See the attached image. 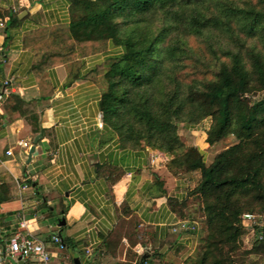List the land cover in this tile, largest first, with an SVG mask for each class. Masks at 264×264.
<instances>
[{
	"label": "trees",
	"instance_id": "16d2710c",
	"mask_svg": "<svg viewBox=\"0 0 264 264\" xmlns=\"http://www.w3.org/2000/svg\"><path fill=\"white\" fill-rule=\"evenodd\" d=\"M69 14L23 35L34 75L121 46L103 74V124L124 146L168 154L172 173L196 174L187 192L202 229L194 264H264V236L246 247L242 219L264 211V0H69ZM206 120L208 144L235 139L209 161L178 132Z\"/></svg>",
	"mask_w": 264,
	"mask_h": 264
},
{
	"label": "crops",
	"instance_id": "0c3cea01",
	"mask_svg": "<svg viewBox=\"0 0 264 264\" xmlns=\"http://www.w3.org/2000/svg\"><path fill=\"white\" fill-rule=\"evenodd\" d=\"M69 19V0H0V84L11 81L0 100V264H40L9 254L18 233L45 242L50 264L75 257L82 264H134L143 255L145 264H194L202 229L187 196L193 174L172 173L168 154L124 146L103 124V74L122 47L111 43L40 76L32 72L25 32ZM52 234L69 237L74 248L59 249ZM108 239L116 245L108 248Z\"/></svg>",
	"mask_w": 264,
	"mask_h": 264
},
{
	"label": "built area",
	"instance_id": "2783aa9c",
	"mask_svg": "<svg viewBox=\"0 0 264 264\" xmlns=\"http://www.w3.org/2000/svg\"><path fill=\"white\" fill-rule=\"evenodd\" d=\"M11 84L9 79L4 78L0 84V100L6 94L7 87ZM207 122V120H206ZM205 122V123H206ZM197 129H200L197 128ZM24 145L23 141L18 142ZM8 155H12V149L7 150ZM157 152L150 155V162L154 163L158 157ZM242 219L244 225L248 228V236H254L261 239L264 236V211L255 213H243ZM50 239L58 246L59 249L64 248L61 237L58 234H52ZM249 239V238H247ZM2 250H0L1 252ZM8 252L11 256H19L22 258H33L40 264H50L51 253L45 242L35 238L29 233H18L11 237L8 242Z\"/></svg>",
	"mask_w": 264,
	"mask_h": 264
},
{
	"label": "rangeland",
	"instance_id": "374dc122",
	"mask_svg": "<svg viewBox=\"0 0 264 264\" xmlns=\"http://www.w3.org/2000/svg\"><path fill=\"white\" fill-rule=\"evenodd\" d=\"M209 125V121H207L206 123L203 124V126H200V129H193V130H188L183 123H179V129L178 132L182 138V140L184 141V143L186 145H194L197 146L201 151H205V153H207V158L205 160L209 161L211 159V157L213 156V154L220 150L221 148H224L228 145H230L231 143H233L235 141L233 136H228L226 138H224L223 140L214 143V144H208L205 140L206 137V133H205V129L208 127ZM193 178L192 180L196 181V174L192 175ZM192 181V182H193ZM250 236H248V234L246 235L244 241L246 242V247L250 246V241L249 238ZM249 238V239H247ZM249 260H252V257L249 256L248 257Z\"/></svg>",
	"mask_w": 264,
	"mask_h": 264
},
{
	"label": "water",
	"instance_id": "95a60500",
	"mask_svg": "<svg viewBox=\"0 0 264 264\" xmlns=\"http://www.w3.org/2000/svg\"><path fill=\"white\" fill-rule=\"evenodd\" d=\"M39 136H40V135H36V137L33 139V143H32V145L30 146V149H29V152H28V153H29V157L31 156L32 152L34 151L35 143L37 142ZM63 222H64V221H63V219H62L61 223H63ZM61 223H60V224H61ZM3 253H4V252H3ZM145 258H146V256L143 255L142 260L139 262V264H145V261H144ZM72 264H82V263H81V261H80L79 258L75 257V258H73V262H72Z\"/></svg>",
	"mask_w": 264,
	"mask_h": 264
}]
</instances>
